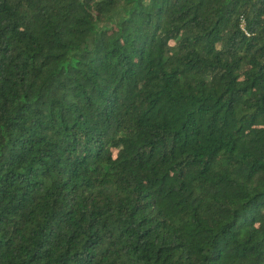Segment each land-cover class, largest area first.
<instances>
[{
    "label": "trees",
    "instance_id": "1",
    "mask_svg": "<svg viewBox=\"0 0 264 264\" xmlns=\"http://www.w3.org/2000/svg\"><path fill=\"white\" fill-rule=\"evenodd\" d=\"M0 264H264V0H0Z\"/></svg>",
    "mask_w": 264,
    "mask_h": 264
}]
</instances>
